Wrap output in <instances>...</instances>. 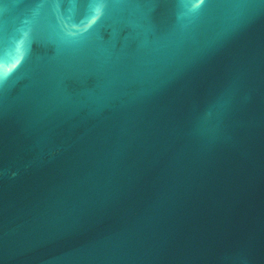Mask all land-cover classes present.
<instances>
[{
	"label": "water",
	"instance_id": "1",
	"mask_svg": "<svg viewBox=\"0 0 264 264\" xmlns=\"http://www.w3.org/2000/svg\"><path fill=\"white\" fill-rule=\"evenodd\" d=\"M0 264H264V0H0Z\"/></svg>",
	"mask_w": 264,
	"mask_h": 264
},
{
	"label": "snow or ice",
	"instance_id": "2",
	"mask_svg": "<svg viewBox=\"0 0 264 264\" xmlns=\"http://www.w3.org/2000/svg\"><path fill=\"white\" fill-rule=\"evenodd\" d=\"M10 62H12V61H10ZM15 65H14V63H13V67H14ZM9 71H11V69H9Z\"/></svg>",
	"mask_w": 264,
	"mask_h": 264
}]
</instances>
